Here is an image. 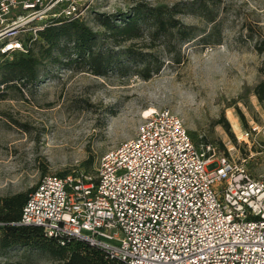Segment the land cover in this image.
<instances>
[{
    "label": "rangeland",
    "instance_id": "rangeland-1",
    "mask_svg": "<svg viewBox=\"0 0 264 264\" xmlns=\"http://www.w3.org/2000/svg\"><path fill=\"white\" fill-rule=\"evenodd\" d=\"M80 4L88 6L82 22L97 36L99 49L119 59L101 75L83 64L44 61L34 84L0 87V203L28 196L45 175L92 174L102 154L134 136L151 107L177 115L198 146L220 152L233 147L246 158L251 177L264 179V100L255 95L264 82V53L256 49L264 39V0ZM137 4L170 9L178 30L187 28L193 37L181 40L178 30H169L165 39L151 40L149 28L141 27L140 38L113 44L97 19L121 24ZM127 49L148 56L132 59L121 54ZM15 57L0 58V64ZM0 264L61 263L29 244L0 243Z\"/></svg>",
    "mask_w": 264,
    "mask_h": 264
},
{
    "label": "built area",
    "instance_id": "built-area-1",
    "mask_svg": "<svg viewBox=\"0 0 264 264\" xmlns=\"http://www.w3.org/2000/svg\"><path fill=\"white\" fill-rule=\"evenodd\" d=\"M82 5L0 0V55L26 54L56 19L82 21ZM188 133L168 109L144 116L92 174L43 176L13 225L61 246L84 241L122 264H264V179L233 147L198 146Z\"/></svg>",
    "mask_w": 264,
    "mask_h": 264
},
{
    "label": "trees",
    "instance_id": "trees-1",
    "mask_svg": "<svg viewBox=\"0 0 264 264\" xmlns=\"http://www.w3.org/2000/svg\"><path fill=\"white\" fill-rule=\"evenodd\" d=\"M171 12L165 7H149L137 4L133 7L131 16L124 18L121 24H114L108 18L97 19V23L105 30L107 38L113 44L119 39L130 41L140 38L142 36L141 27L149 28V39L152 40L158 36L165 39L169 30L180 29V23L173 19ZM177 33H179L181 40L193 37L192 31L187 28L178 30ZM203 40L207 41L206 38ZM97 49H99L97 36L82 21L66 22L63 19H56L51 25L39 32L38 38L30 43L26 54L15 53L13 56L16 57L13 60L4 61L0 64V87L3 86L8 91L10 88L17 87L16 82L23 87L32 85L39 79V69L43 65L51 63H59V66L65 67L83 64L88 67L91 73L101 75L115 66L119 55ZM256 49L259 54L264 53V39L258 43ZM70 50L71 52H69ZM121 54L132 59L148 56V54H143V56L142 54H135L129 49ZM61 56L65 59L63 63L58 62V57ZM0 58L7 57L0 55ZM44 61L47 63L44 64ZM133 63L145 62L141 60ZM260 73L264 74V60ZM255 95L259 101L264 100V82L256 87ZM3 97L4 94L0 92V100ZM28 196L19 194L1 201V246L29 244L49 252L61 264H122L109 258L103 250L90 246L84 241L73 239L61 246L57 240L46 238L40 228L13 225L19 221Z\"/></svg>",
    "mask_w": 264,
    "mask_h": 264
},
{
    "label": "bare ground",
    "instance_id": "bare-ground-1",
    "mask_svg": "<svg viewBox=\"0 0 264 264\" xmlns=\"http://www.w3.org/2000/svg\"><path fill=\"white\" fill-rule=\"evenodd\" d=\"M155 111H156V109L151 107V108L147 109L144 113H142L143 116H141V117L143 118L144 116H149L150 114H154Z\"/></svg>",
    "mask_w": 264,
    "mask_h": 264
}]
</instances>
